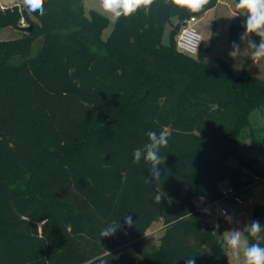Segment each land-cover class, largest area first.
<instances>
[{
    "label": "trees",
    "instance_id": "obj_1",
    "mask_svg": "<svg viewBox=\"0 0 264 264\" xmlns=\"http://www.w3.org/2000/svg\"><path fill=\"white\" fill-rule=\"evenodd\" d=\"M218 1L191 13L155 0L116 20L105 39L109 18L87 14L84 0H45L43 16L0 9V28L22 32L0 40V264H186L190 257L231 264L196 201L220 200L225 181L239 193L253 184L242 166L264 177L241 153L264 154L254 116L264 114V78L246 63L237 70L220 56L204 60L216 22L196 56L178 50L175 30ZM244 21L241 12L232 17L231 41ZM162 130L169 132L165 163L149 184L150 165L134 164L133 151L148 142L147 132ZM157 220L160 243L144 248ZM256 220L264 227V204L254 206ZM114 223L115 235L101 238ZM245 236L264 247V238Z\"/></svg>",
    "mask_w": 264,
    "mask_h": 264
},
{
    "label": "rangeland",
    "instance_id": "obj_2",
    "mask_svg": "<svg viewBox=\"0 0 264 264\" xmlns=\"http://www.w3.org/2000/svg\"><path fill=\"white\" fill-rule=\"evenodd\" d=\"M236 2L237 0H220L216 7L209 9L207 12L197 17L195 26L202 35L203 45L205 47L211 43V37L214 33L213 25L216 22V39L213 42V48L211 52L206 53L204 60L208 61L213 56H220L225 58L237 70H240L246 63L251 74L264 78V60L260 61L259 63H254L252 61L251 53L254 51V49L248 46L247 40H241V34L244 32V30L240 32L239 36L234 41L229 39L230 21L233 16L240 12V10L236 9L235 7ZM84 4L87 14H90L92 10H97L102 13V11L96 5L95 0H84ZM15 5L19 6L20 8L25 7L23 0H0V9L10 8ZM115 22L109 18V23L103 30L102 34L104 39L113 29ZM21 35V30L14 25L0 28V40L15 39ZM170 38L171 26L168 24L164 32L163 40L165 43H169ZM249 39L255 41L258 44V41L253 35ZM234 42L238 44L241 49L240 55L236 58H232L229 55ZM38 44H36L35 50H37ZM254 116L256 123L260 127L264 128V114L258 111ZM261 134H264V129ZM241 153L248 160H253V164L257 168L264 170L263 153L253 149H242ZM230 164L233 167L238 166V162L234 158L231 159ZM241 168L244 172L243 178L251 177L255 180L253 184L240 192L243 202L238 203L231 199H224L220 202V205L226 209L227 214L217 216V214L214 212L215 206H212L214 213L203 215V217L215 229L216 233H218L219 237L224 240V251L231 264H243V255L241 253L239 260L233 256L232 251L227 247L226 241L224 239L225 234L230 233L233 230H239L245 236V228L253 218L254 206L257 204H264V177H256L246 166H242ZM226 186H231L229 181H225L223 187ZM163 226V222L159 220L152 223L141 241L144 248H152L160 243V237L163 234Z\"/></svg>",
    "mask_w": 264,
    "mask_h": 264
},
{
    "label": "clouds",
    "instance_id": "obj_3",
    "mask_svg": "<svg viewBox=\"0 0 264 264\" xmlns=\"http://www.w3.org/2000/svg\"><path fill=\"white\" fill-rule=\"evenodd\" d=\"M155 2V0H95L96 5L114 22L120 17H129L141 8L147 10ZM171 4L178 8L187 9L191 13L200 12L204 6L209 4L210 0H170ZM45 0H23L24 6L33 13L40 16L45 14ZM236 9L240 10L245 17L244 32L241 34V40H247L248 46L254 51L251 53V59L254 63L264 60V0H237ZM252 35L260 37L259 43L249 39ZM241 49L235 42L229 55L236 58L240 55ZM148 142L142 147L133 151V163L137 164L143 159L150 165L149 171L152 179L145 177V182L151 184L153 180L159 181L161 178L160 166L165 163L160 151L167 147L169 141V132L162 130L147 132ZM163 195L158 191L153 197V201L157 204L162 200ZM124 224L131 227L133 224L132 217L126 215ZM117 224H108L99 233L101 238H107L115 235L117 232ZM245 231L256 241L261 240V232L264 227L260 221L250 222ZM227 247L232 251L233 256L239 260L241 253L243 255V264H264V247L258 242L249 243L248 237L244 236L239 230H233L226 233L224 237ZM186 264H195L191 257L186 260Z\"/></svg>",
    "mask_w": 264,
    "mask_h": 264
},
{
    "label": "built area",
    "instance_id": "obj_4",
    "mask_svg": "<svg viewBox=\"0 0 264 264\" xmlns=\"http://www.w3.org/2000/svg\"><path fill=\"white\" fill-rule=\"evenodd\" d=\"M197 17L198 16L196 15H192L182 23L176 40L178 50L190 56H196L198 54L203 42L202 35L195 26ZM20 23L21 26L27 27L24 19H21ZM224 199H231L238 203L243 202L241 193L235 190L232 186H226L222 189V198L220 200L207 204L204 202L203 198H199L196 201L197 210L201 215H209L214 212L217 216L225 215L227 214V211L220 205V202ZM212 206H215L214 212Z\"/></svg>",
    "mask_w": 264,
    "mask_h": 264
},
{
    "label": "water",
    "instance_id": "obj_5",
    "mask_svg": "<svg viewBox=\"0 0 264 264\" xmlns=\"http://www.w3.org/2000/svg\"><path fill=\"white\" fill-rule=\"evenodd\" d=\"M181 25H182V22H181V21H178V22L176 23V25H175V30H176L177 32L180 31V29H181ZM30 29H31L30 26H28V27L25 28L26 31H29Z\"/></svg>",
    "mask_w": 264,
    "mask_h": 264
},
{
    "label": "crops",
    "instance_id": "obj_6",
    "mask_svg": "<svg viewBox=\"0 0 264 264\" xmlns=\"http://www.w3.org/2000/svg\"><path fill=\"white\" fill-rule=\"evenodd\" d=\"M219 1H220V0H219ZM219 1H218V2H219Z\"/></svg>",
    "mask_w": 264,
    "mask_h": 264
}]
</instances>
